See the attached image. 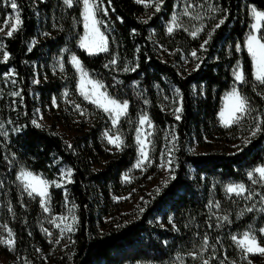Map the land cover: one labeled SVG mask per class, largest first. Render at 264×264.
<instances>
[{"label": "trees", "instance_id": "16d2710c", "mask_svg": "<svg viewBox=\"0 0 264 264\" xmlns=\"http://www.w3.org/2000/svg\"><path fill=\"white\" fill-rule=\"evenodd\" d=\"M16 2L22 21L19 29L11 37L0 32V133L7 132L0 134V222L14 233L17 250L28 256L45 245L38 228L40 200L28 196L16 179L19 168L25 167L50 182L55 212L75 206L77 222L70 247L52 264H203L204 260L231 264L224 258L227 250L230 258H237L231 234L244 230L257 215L239 214L253 197L264 196V183H252L247 176L264 164V132L251 136L252 117L225 128L218 114L223 94L234 83L233 67L238 61L246 76L240 91L256 110L253 115L264 113V85L255 81L251 58L243 48L250 24L248 6L264 11V0H205L220 11L207 15L204 31L195 38L181 28L168 33L176 0H164L158 12L154 5L136 0H103L107 14L98 18L104 22L101 29H106L109 50L96 55L78 44L84 31L82 4ZM3 5L4 19L13 9L8 0H0ZM225 16L207 50L201 49L208 32ZM237 43L241 51L236 50ZM194 49L202 62L191 56ZM4 51L9 53L7 61ZM73 53L110 94L129 101L128 115L119 125L125 142L122 150L105 146L102 134L111 121L78 92V75L69 62ZM114 58L117 63L106 67ZM125 67L135 71L125 72ZM181 106L177 120L175 109ZM144 113L154 123L155 162L171 148L175 179L145 196L143 211L136 218L106 228L105 218L119 210L114 195L128 191L122 176L137 157L135 128ZM173 135L174 148L169 143ZM241 135L251 142L245 145V139L235 149L216 148L212 143L236 142ZM69 169L71 182L64 183V192L55 184ZM228 183H244L254 193L252 198H246L247 192L228 196L224 190ZM216 203L230 224L217 226ZM258 220L260 227L264 214ZM205 236L209 247L201 251Z\"/></svg>", "mask_w": 264, "mask_h": 264}, {"label": "snow or ice", "instance_id": "6c2138e0", "mask_svg": "<svg viewBox=\"0 0 264 264\" xmlns=\"http://www.w3.org/2000/svg\"><path fill=\"white\" fill-rule=\"evenodd\" d=\"M64 4L68 7H72L74 3L82 4L81 10V20L83 23L84 34L79 39V47L84 49L89 55H96L101 52H107L109 50V40L105 31H102L101 28L104 25V22L98 18V14L106 15L107 9L102 6L103 0H63ZM110 2V0H109ZM137 3H141L142 0H136ZM10 7L15 12V22L12 23L10 30L7 32V36H13V33L19 29L22 21L20 19L19 7L16 0H8ZM163 4V0H157L155 4L156 11H160L161 5ZM191 6L185 9L184 14H189V9ZM207 11L209 14H214L220 9L212 4L207 5ZM250 13L254 19V23L250 26L251 31L246 36V39L243 44V48L247 50L249 54L252 65H253V76L255 81H257L260 85H264V31L261 30V22L264 21V11H258L255 7L250 10ZM197 19H201L199 15L196 17ZM227 17L220 19L218 23H216L210 32L207 34V39L203 41L201 44V49L207 50L206 45H208L212 39L214 32L220 28L221 25L225 23ZM146 22V21H145ZM7 23V21H6ZM179 17L174 14L169 22V26L167 28L168 33H172L175 28L180 27ZM187 30V29H185ZM3 29H0L2 32ZM204 31L203 25H201L198 29L191 32L193 38L197 37L200 32ZM3 47V45H0ZM241 44L237 43L235 48L237 51H241ZM4 61L9 59V53L4 51L2 53ZM191 56L195 59H198L202 62V57L197 56V50L191 51ZM69 62L76 69L78 74V83L77 90L80 95L84 98V100L93 104L97 109H100L105 114H107L109 120L111 121V129H106L103 133L104 138L110 145H114L117 150H122L124 146L123 134L119 131V125L122 118L127 117L129 110V101L128 100H120L119 98L110 94L107 90V86L104 84L102 80L95 79L92 74L84 67L80 59L73 53L69 57ZM117 63L116 58L109 62V65H115ZM200 67V64H196V69ZM59 68L61 71L64 70L63 63L59 64ZM195 70V69H194ZM123 71H135V68L125 67ZM233 76L236 84H243L246 81V76L243 71L242 65L238 62L236 67L233 69ZM178 91V90H177ZM14 95H19V93H13ZM65 97L69 95L66 91L64 93ZM55 103V98L53 100ZM148 103V101H145ZM222 108L219 112L220 123L225 128H229L234 124H240L245 118L252 117L254 126L251 129V136L255 137L261 132H264V113L253 115L256 110L252 107L250 100L247 96H245L234 84L230 91L225 93L222 98ZM74 107L77 110H81V105L75 104ZM182 112V106L175 109L176 119H180L179 113ZM83 111H81V115H83ZM34 124H37L36 121H33ZM152 127V122L150 117L144 113L141 114L138 118V126L135 128V141L138 148V159L134 164V168L142 169L147 164L151 163V155L150 152L154 148L152 141L149 137L152 133H145L144 126ZM40 125L37 124V127ZM3 128V125H0V129ZM3 135H7V132L0 133ZM175 135L172 136V139L169 141L175 147ZM249 139L244 141L245 145L250 143ZM161 158L163 159V153L161 154ZM168 171L170 173L174 172L172 168V149H168ZM163 166V165H161ZM254 173L258 174L260 177V182L264 183V165L257 166L253 171H249L247 176L252 183H257L255 179H253ZM71 170H67L66 173H63V176L68 177V182H71ZM16 179L20 181L23 189L27 192L28 196H38L40 197V204L44 208L45 212L49 211V201L51 200L49 194V186L50 182L47 179L41 178L40 175L34 174L33 171H30L26 168H21ZM125 182H129V174H125L123 177ZM171 179H175V176L172 175ZM55 184V182H51ZM166 185V182H165ZM56 187H61L60 184H55ZM159 191V190H158ZM226 192L229 194L235 193L237 196H242L247 192V199H251L253 196V192L246 188L244 183H230L226 185ZM264 200V196L261 197ZM213 207V202H209V208ZM215 207H219V204L216 203ZM75 206L69 209L70 213H74ZM264 210V209H262ZM143 211V209H141ZM246 211L251 212L253 208H248ZM241 216L244 215V211H241L239 214ZM60 220L61 223H57V220ZM69 220L68 216L61 217H53L50 220L56 228L60 229L61 236L64 235L65 232H72L74 230V224L77 222V218L73 214L71 216V222H66ZM223 221H229V217L227 215L222 217ZM63 225V226H62ZM219 226V225H217ZM47 231V230H45ZM261 235H264V228L259 230ZM11 236V233H9ZM232 241L241 249V251L247 256L248 254H264V246H261L260 242H258L257 234L254 229L249 228L244 231L240 238L238 239L236 235L231 237ZM3 243H7L10 247L14 245V241L9 239L7 241H0ZM59 243V240L56 241ZM209 247L208 237H204V243L202 244L201 251L207 250ZM193 258H196L197 253H190ZM203 264H209L207 260L203 261ZM223 264V261L221 262Z\"/></svg>", "mask_w": 264, "mask_h": 264}, {"label": "rangeland", "instance_id": "374dc122", "mask_svg": "<svg viewBox=\"0 0 264 264\" xmlns=\"http://www.w3.org/2000/svg\"><path fill=\"white\" fill-rule=\"evenodd\" d=\"M141 3L146 4L148 6H151V5L155 6V4L157 3V0H142ZM163 3H164V0H163ZM189 6H191L189 9V14L185 15L184 14L185 9L188 8ZM253 7H255V6H253V5L248 6V11H249V16H250V24H249V29L247 31L246 36L251 31L250 26L255 22L251 13H250V10ZM4 8H5V5L0 6V29H3V31L1 32L2 34L7 35V32L10 30L12 23L15 22V12L13 10V12L11 14H7L6 17L3 19L2 16H3ZM257 10L262 11L259 9H257ZM174 14H176L179 17V22H180L181 26L178 28H181L184 30L187 29L186 31L191 35V32L198 29L201 25H203V28H204V26L206 25V17L209 13L207 11V5H206L205 0H176V5H175L173 15ZM197 15H199L201 17V19H197L196 18ZM6 21H7V23H6ZM263 24H264V21L261 22V30H262ZM168 26H169V23H168ZM175 29H177V28H175ZM83 34H84V31H83ZM200 34H201V32L199 33V35ZM245 39H246V37H245ZM71 55L72 54H70V56ZM238 62L242 65L241 61H238ZM237 63L235 64L233 69L236 67ZM89 73H90V71H89ZM78 79H79V77H78ZM234 84L240 90L239 87L241 84H236L235 80H234L232 87L234 86ZM231 88L228 91H230ZM228 91H226L225 93H227ZM225 93L223 94V96L225 95ZM223 96H222V98H223ZM64 97H65V95H64ZM222 106L223 105H222V100H221L220 110H221ZM42 117H43L44 121L49 122V119L47 117H45L44 115H42ZM218 118H219V115H218ZM151 122H152V120H151ZM219 122H220V118H219ZM137 126H138V124H137ZM111 127H112V125H110V127L107 129H111ZM105 130L103 131V133L105 132ZM59 131L64 132V128L60 127ZM144 132L145 133H152V135L149 137V139L152 141V144L154 145V148L150 152L151 163L147 164L142 169H136L133 167L134 164L136 163L137 159H138V156H139L138 148H137V157H136L133 165L128 170H126L122 176L123 186H124V188H128V191L122 195H114L113 202H114V204L116 203V206L119 207V210L115 213V215L105 218V221L107 223L106 228H110L113 224L118 223L120 221L130 220V219L136 218L138 216L139 212L141 211L142 206L146 203L145 196L152 195L154 192L158 191L159 188H161L165 184V182H167L171 178V176L173 175V172L170 173L167 170L168 169V164H167L168 149H167L166 153L163 155V159L160 158V161L158 163L155 162L156 161V157H155L156 147H155V143H154V132H155L154 123L152 122V127H148L147 125H145L144 126ZM135 135H136V133H135ZM102 138H103V142L107 148H109L110 150H117V148L114 145H110L107 142V140L104 138L103 134H102ZM123 139H124V135H123ZM245 139H246V136L241 135L239 137L238 141H236V142H227V141H223V140L218 139V140H214L212 143H213L214 147H216V148L222 147V148H227V149H235V148H237V146L241 145ZM161 165H163V166H161ZM21 168H25V167H20L19 171ZM172 168H173V160H172ZM26 169H28V168H26ZM28 170H30V169H28ZM19 171H18V173H19ZM18 173H17V175H18ZM126 173L129 174V178H130L129 182H125L123 179V177ZM34 174H37V173L34 172ZM37 175H40V174H37ZM40 176H41V178H44L42 175H40ZM62 179H63L62 181H57L56 184H60L61 187L64 189V192H67L66 188H64V183L66 181H68V177L62 176ZM253 179H255L256 181H260V177L256 173H254ZM19 183H20V181H19ZM228 184H230V183H228ZM228 184H226V185H228ZM226 185L224 187L225 192H226ZM25 193L27 194V192H25ZM49 194H50V191H49ZM226 194L228 196L236 195L235 193L229 194L227 192H226ZM244 195H246V193ZM244 195H242V196H244ZM262 196L263 195L253 197L251 199L250 205L245 207V209H244V212L246 214V213H250V212L246 211V209L253 208V211H251V212L257 214L255 216V219L253 220V222L251 224H249L244 230L233 232L231 234V237L233 235H236L237 238L239 239L241 234L244 231L248 230L249 228L254 229L256 234H257V232H259V230L261 228H264V224L262 226L258 227V224H259L258 218H259V216L264 214V210H262V209H264V200L261 199ZM36 197H38V196H36ZM50 197H51V195H50ZM38 198L40 200V197H38ZM40 206H41V204H40ZM48 206H49L48 212H45L44 208L41 206V215H40V219L38 222V228H39V231H40L42 238L45 242V245L43 247L39 246V248L37 249V251L33 255L26 256V255L22 254L21 252H19L15 246L14 233L12 232L10 227L7 226L4 222H0V241H7L9 239H12L14 241V245L11 247L7 243L0 242V262H1V264H52V260L55 256H57L61 252H64L65 250H67L70 247L72 234H73L74 230L72 232H65L64 235L61 236L60 229L56 228L52 223H50V220L53 217L68 216L69 220L66 222H71V216L73 214L75 215V211H74V213L69 212V209L72 208V206L69 204L64 213L55 212L52 208V199L49 201ZM225 215H227V213L222 211V209L220 207H214L213 218L216 220V223L219 226H224L225 224L227 225L230 222V221L226 222V221L222 220V217ZM57 223H61V221L58 219ZM75 224H74V227H75ZM103 228L105 229V227H103ZM45 230H47V231H45ZM9 233H11V236L9 235ZM262 236H264V235H262ZM257 239H258V242H260L261 246H264V241H262V239L259 238L258 235H257ZM57 240H59V243L56 242ZM232 243H233V248H234L233 250L237 253V258H235L234 260L232 258H230L228 250H227V252L224 253V258L226 260L227 259L230 260L231 264H264V254L256 253V254H248L247 256H245V254L241 251V249L233 241H232ZM199 257H200L199 255L196 256V258H199ZM134 264H159V263L138 262V263H134ZM161 264H176V262H170L169 261V262H165V263H161Z\"/></svg>", "mask_w": 264, "mask_h": 264}]
</instances>
